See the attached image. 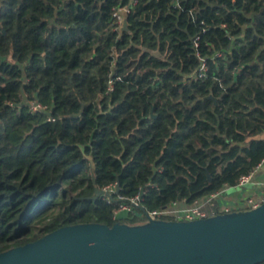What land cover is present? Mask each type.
Here are the masks:
<instances>
[{"label": "trees", "instance_id": "trees-1", "mask_svg": "<svg viewBox=\"0 0 264 264\" xmlns=\"http://www.w3.org/2000/svg\"><path fill=\"white\" fill-rule=\"evenodd\" d=\"M263 132L264 0H0V252L234 186Z\"/></svg>", "mask_w": 264, "mask_h": 264}, {"label": "water", "instance_id": "water-1", "mask_svg": "<svg viewBox=\"0 0 264 264\" xmlns=\"http://www.w3.org/2000/svg\"><path fill=\"white\" fill-rule=\"evenodd\" d=\"M120 12L123 32L128 29V11ZM207 98L217 101L213 95ZM253 139H264V132L248 137L245 144ZM85 157L96 183L95 162L92 156ZM119 188L117 184V193ZM102 194L104 190L96 187L92 198ZM263 261L264 202L254 208L193 220L149 218L135 224L66 225L0 252V264H259Z\"/></svg>", "mask_w": 264, "mask_h": 264}, {"label": "built area", "instance_id": "built-area-1", "mask_svg": "<svg viewBox=\"0 0 264 264\" xmlns=\"http://www.w3.org/2000/svg\"><path fill=\"white\" fill-rule=\"evenodd\" d=\"M126 9L129 10L127 7L120 8L119 10H116L114 13V16L117 17L118 22L121 24L123 21V16L121 14V10ZM204 68V67H203ZM48 106L38 102V101H32L30 103V108L32 111H38L40 109H46ZM50 119L54 120L55 118L50 117ZM264 160V159H263ZM252 177L251 174H246L240 177L238 183L243 184L250 181ZM234 185V186H236ZM102 190H104V198L108 202H112L111 194L116 191V185H108L105 186ZM221 191V190H220ZM220 191L212 193L205 197L206 202H210L211 200L216 197ZM118 199L116 201L117 207L114 211L113 218L117 219L121 213L127 212L128 214H131L132 217H138L140 218V222H145L149 218H156V219H175V220H193L198 218H204L208 217L210 215L216 214L217 212L213 209L211 212H208L205 208H203V202L201 199H197L193 204L186 205L183 207H176L177 202H174L168 206L156 208L153 210H145L142 209V196L141 193L131 196V197H125L122 195H118ZM246 202V208H254L264 202V191L261 193V195L258 198H255L254 196H248L245 198ZM221 211V209H219ZM228 209L221 211V212H227ZM219 213V212H218Z\"/></svg>", "mask_w": 264, "mask_h": 264}, {"label": "crops", "instance_id": "crops-1", "mask_svg": "<svg viewBox=\"0 0 264 264\" xmlns=\"http://www.w3.org/2000/svg\"><path fill=\"white\" fill-rule=\"evenodd\" d=\"M247 187L244 190L235 191L233 193L226 194V189L230 186H225L220 193L214 197L210 202H206L205 198H201L203 206L217 207L224 211L236 209H245V198L248 196H254L258 198L264 191V160L256 167V170L252 173L250 181L247 182ZM188 204L177 202L176 207H183Z\"/></svg>", "mask_w": 264, "mask_h": 264}, {"label": "rangeland", "instance_id": "rangeland-1", "mask_svg": "<svg viewBox=\"0 0 264 264\" xmlns=\"http://www.w3.org/2000/svg\"><path fill=\"white\" fill-rule=\"evenodd\" d=\"M247 183L231 186L226 189V194L233 193L235 191L244 190L247 187Z\"/></svg>", "mask_w": 264, "mask_h": 264}]
</instances>
